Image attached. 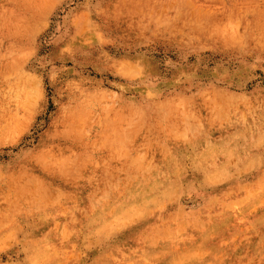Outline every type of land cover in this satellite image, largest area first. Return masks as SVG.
<instances>
[{
	"label": "rangeland",
	"instance_id": "obj_1",
	"mask_svg": "<svg viewBox=\"0 0 264 264\" xmlns=\"http://www.w3.org/2000/svg\"><path fill=\"white\" fill-rule=\"evenodd\" d=\"M0 264H264V0H0Z\"/></svg>",
	"mask_w": 264,
	"mask_h": 264
},
{
	"label": "bare ground",
	"instance_id": "obj_2",
	"mask_svg": "<svg viewBox=\"0 0 264 264\" xmlns=\"http://www.w3.org/2000/svg\"><path fill=\"white\" fill-rule=\"evenodd\" d=\"M209 99V98H208ZM183 100V99H182ZM221 100V99H220ZM178 103V102H177ZM222 103V102H221ZM192 104V103H191ZM232 104V103H231ZM242 107V106H241ZM139 109V108H138ZM133 110V109H132ZM183 110V109H182ZM212 112V111H211ZM133 114V113H132ZM138 116V115H137ZM141 117V116H140ZM125 120V119H124ZM139 120V119H138ZM123 124V123H122ZM217 129V128H216ZM242 129V128H241ZM250 133V132H249ZM143 136V135H142ZM108 137V136H107ZM192 137V136H191ZM232 138V137H231ZM131 140V139H130ZM140 140V139H139ZM223 141V140H222ZM184 142V141H183ZM211 145V144H210ZM190 146V145H189ZM239 146V145H238ZM210 147V146H209ZM217 147V146H216ZM247 149V148H246ZM104 150V149H103ZM219 151V150H218ZM217 152V151H216ZM212 153V152H211ZM207 154V153H206ZM144 155V154H143ZM171 155V154H170ZM182 155V154H181ZM140 156V155H139ZM138 156V157H139ZM193 158V157H192ZM197 159V158H196ZM169 163V162H168ZM258 165V164H257ZM184 166V165H183ZM249 170V169H248ZM211 173V172H210ZM209 173V174H210ZM214 175V174H213ZM255 176V175H254ZM203 177V176H202ZM140 178V177H139ZM208 180V179H207ZM165 181V180H164ZM210 181V180H209ZM199 185V184H198ZM220 185V184H219ZM154 186V185H153ZM185 186V185H183ZM166 188V187H165ZM164 191V190H163ZM172 193V192H171ZM157 194V193H156ZM78 196V195H77ZM168 197V196H167ZM71 198V197H70ZM136 198V197H135ZM155 198V197H154ZM134 200V199H133ZM111 203V202H110ZM154 204V203H153ZM126 205V204H125ZM77 210V209H76ZM82 217V216H81ZM94 217V216H93ZM163 220V219H162ZM44 221V220H43ZM172 221V220H171ZM103 222V221H102ZM101 223V222H100ZM143 225V224H142ZM196 225V224H195ZM87 226V225H86ZM140 227V226H139ZM127 232V231H126ZM82 233V232H81ZM91 234V233H90ZM120 242V241H119ZM28 253V252H27ZM82 261V260H81Z\"/></svg>",
	"mask_w": 264,
	"mask_h": 264
}]
</instances>
